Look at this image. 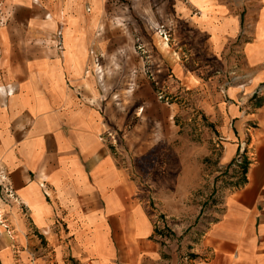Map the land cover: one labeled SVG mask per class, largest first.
<instances>
[{"label": "crops", "instance_id": "0c3cea01", "mask_svg": "<svg viewBox=\"0 0 264 264\" xmlns=\"http://www.w3.org/2000/svg\"><path fill=\"white\" fill-rule=\"evenodd\" d=\"M190 93L248 160L194 243L135 176ZM0 169V264H264V0H0Z\"/></svg>", "mask_w": 264, "mask_h": 264}, {"label": "rangeland", "instance_id": "374dc122", "mask_svg": "<svg viewBox=\"0 0 264 264\" xmlns=\"http://www.w3.org/2000/svg\"><path fill=\"white\" fill-rule=\"evenodd\" d=\"M196 102L190 93L180 137L135 159V176L152 194L166 234L179 241L189 237L193 243L212 221L223 196L243 181L248 163L241 150L223 164L222 139ZM116 138L115 144H122Z\"/></svg>", "mask_w": 264, "mask_h": 264}, {"label": "built area", "instance_id": "2783aa9c", "mask_svg": "<svg viewBox=\"0 0 264 264\" xmlns=\"http://www.w3.org/2000/svg\"><path fill=\"white\" fill-rule=\"evenodd\" d=\"M158 31L162 34V36L164 38H166V39L168 38V34H167V32L164 29L163 30L158 29ZM0 176H2V170L1 169H0ZM8 193L10 194L9 190H8ZM3 219H4V217H3L2 213L0 212V222H3Z\"/></svg>", "mask_w": 264, "mask_h": 264}, {"label": "trees", "instance_id": "16d2710c", "mask_svg": "<svg viewBox=\"0 0 264 264\" xmlns=\"http://www.w3.org/2000/svg\"><path fill=\"white\" fill-rule=\"evenodd\" d=\"M245 171H246V168H245Z\"/></svg>", "mask_w": 264, "mask_h": 264}]
</instances>
